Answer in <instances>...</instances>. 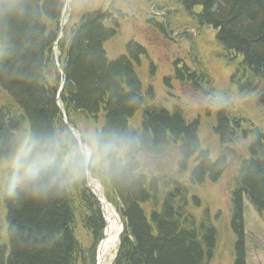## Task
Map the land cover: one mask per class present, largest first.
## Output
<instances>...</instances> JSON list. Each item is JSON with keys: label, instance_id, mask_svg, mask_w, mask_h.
Wrapping results in <instances>:
<instances>
[{"label": "trees", "instance_id": "trees-1", "mask_svg": "<svg viewBox=\"0 0 264 264\" xmlns=\"http://www.w3.org/2000/svg\"><path fill=\"white\" fill-rule=\"evenodd\" d=\"M116 1L84 10L75 25L62 29L65 0H0V161L18 155L3 197L8 242L0 235V264H7L9 254L15 264H97L107 223L87 185L88 172L124 224L111 264H204L213 256L216 230L188 211L186 182L163 170L155 173L149 163L169 152L180 178L217 182L226 170L227 149L234 154L236 144L248 140V157L230 195L238 239L234 264H247L243 202L264 213V132L216 101L213 133L223 152L213 159L201 144L197 120L188 123L177 106L151 104L153 92L138 74L142 61L151 60L144 45L132 40L125 54L109 57L106 45L127 15ZM145 1L154 13L149 26L163 39L173 37L172 25L179 28L183 17L201 33L214 32L217 55L234 70L229 85L235 93L248 95L254 93L251 86H264V0ZM191 39L188 34L179 42ZM174 72L176 81L203 90L204 72L187 62ZM75 119L96 125L98 163L69 171L52 146L74 151L78 140L71 127L88 144ZM103 142L111 144L107 152L99 149ZM41 151H49L45 158L53 163L38 172L28 161ZM36 190L46 195L35 197Z\"/></svg>", "mask_w": 264, "mask_h": 264}, {"label": "rangeland", "instance_id": "rangeland-1", "mask_svg": "<svg viewBox=\"0 0 264 264\" xmlns=\"http://www.w3.org/2000/svg\"><path fill=\"white\" fill-rule=\"evenodd\" d=\"M71 2V4H68V0H65V8L62 14V18L64 15L65 19L64 27L68 24L71 26L75 25L84 10L96 9L102 5L107 7L109 4L107 0H72ZM115 6L118 9L124 10L127 15L120 23L119 35L106 45L109 57L114 59L125 54V49L132 40L144 45L148 49L151 60L142 61L141 66L138 68V74L145 85V89L149 90L151 88L153 92L151 104L169 108L170 110L174 106H177L185 114L188 123L197 120L200 124L199 137L201 144L205 149L209 150L213 159L222 155L223 152L218 138L213 133L216 115L220 109L216 101L221 105L224 104L221 108H227L231 114L238 112L242 116L252 120L254 125L261 128L264 132V105L258 102L259 96L264 94V86H251V91H254V93L244 94L243 96L233 91L229 85V81L234 77V70L233 68H229V64L217 55L213 44L215 38L212 30H204L201 33L193 25L188 24L183 17L180 18L183 23H180L179 28L172 25L171 29L173 31L171 32H173V37L169 40L163 39L159 35L160 33L153 32L149 26L148 22L150 18H153L154 13L148 2L145 0H117ZM160 18L161 16L159 15L158 19L162 21ZM62 24L63 20H61V26H63ZM188 34L192 36L191 42H179L180 38ZM53 51L55 60L57 59V65H59L57 48L54 47ZM191 60L194 63H191ZM182 62H187L193 70L202 71L207 76L201 92H196L192 87L174 79V70ZM167 78L168 83L165 82ZM211 95H221L223 99H211ZM211 100L214 102V105L211 104ZM140 117L139 113L135 120L140 122ZM75 122L78 123L82 135L88 142L86 145L90 146L93 150L92 162L94 166V164L98 163L95 143L96 125L92 121L87 124L84 120L75 119ZM71 130L73 132L72 127ZM75 130L76 133L73 132L74 136L79 142L83 143L79 132L76 128ZM26 142H23L21 149L25 146ZM247 143L248 140H240L236 144V152L234 154L230 153V148H228L227 166L221 178L217 182L207 179L203 185H199L198 183L193 184L187 180L186 176L184 178L177 176L180 171L169 152L160 162L153 160L149 163V167L151 165L154 166L152 170L155 173L159 174L163 170L165 173L170 174L167 175L169 177L184 180L187 184L186 188L188 189L189 196L188 203L190 207L188 211L195 216L199 224L212 227L216 230V247L213 256L204 264L235 263L234 252L238 239L231 226L230 195L233 188V180L238 174L240 164L243 159L246 160L245 158L248 157L246 150ZM17 158L18 155L16 154L10 160L0 161V235L5 244L8 242V231L7 210L3 197L6 191L8 173L14 167ZM165 164L167 167H163L164 169H162L161 167ZM87 176V185L92 193L105 202L103 204L104 210L102 211L107 226L105 204L110 205L117 214V219H113V223H111L114 226L111 237L116 240L109 245L103 258L104 264H111L118 248L124 224L117 212L116 205L107 202V199H105L103 186L99 180L91 176L90 172H88ZM192 196L196 199L192 198ZM243 223L247 264H264V213H259L246 199L243 202ZM106 230L105 239L100 247L107 239ZM100 247L97 251V264L99 263Z\"/></svg>", "mask_w": 264, "mask_h": 264}, {"label": "clouds", "instance_id": "clouds-1", "mask_svg": "<svg viewBox=\"0 0 264 264\" xmlns=\"http://www.w3.org/2000/svg\"><path fill=\"white\" fill-rule=\"evenodd\" d=\"M74 151L72 148L62 149L60 146L53 144L52 148L57 152L62 153L61 167L69 171H73L77 168L84 167L93 161V150L90 146L77 141L74 146ZM111 147L110 142H103L99 145L101 152H107ZM51 151V150H49ZM49 151L37 152L32 156L28 165L30 168L39 171H47L50 165L53 163L52 160L46 159ZM35 197H41L46 195L39 190L33 192Z\"/></svg>", "mask_w": 264, "mask_h": 264}, {"label": "bare ground", "instance_id": "bare-ground-1", "mask_svg": "<svg viewBox=\"0 0 264 264\" xmlns=\"http://www.w3.org/2000/svg\"><path fill=\"white\" fill-rule=\"evenodd\" d=\"M72 0H68V4L71 2ZM72 3V2H71ZM70 3V4H71ZM70 6V5H69ZM66 13V12H65ZM61 28L63 29L64 26ZM62 38V37H61ZM63 89V88H62ZM98 190V189H97ZM98 192V191H97ZM99 195V194H98ZM100 196V195H99ZM101 197V196H100ZM103 198V197H102ZM104 199V198H103ZM104 202V201H103ZM105 203V202H104ZM105 215H106V218H107V221H108V226H107V230H106V241L103 243V245L100 247L99 249V263L98 264H104L103 262V258H104V255H105V252L107 250V248L109 247V245L115 241L116 239L115 238H112L111 235L114 231V226L111 224L113 223V219H117V214L115 212V210L108 204H105ZM114 243V242H113ZM109 250V249H108Z\"/></svg>", "mask_w": 264, "mask_h": 264}, {"label": "water", "instance_id": "water-1", "mask_svg": "<svg viewBox=\"0 0 264 264\" xmlns=\"http://www.w3.org/2000/svg\"><path fill=\"white\" fill-rule=\"evenodd\" d=\"M62 20H63V26H64V15H63V18H62ZM62 26V27H63ZM61 37H63V35L61 36ZM57 60V59H56ZM258 102L260 103V104H262V105H264V94H262V95H260L259 96V98H258ZM73 128V132L74 133H76L75 131V127H72ZM90 166V164H88V167ZM100 200V199H99ZM103 242V241H102ZM7 264H15V262H14V260H13V258H12V255L11 254H9L8 255V257H7Z\"/></svg>", "mask_w": 264, "mask_h": 264}]
</instances>
